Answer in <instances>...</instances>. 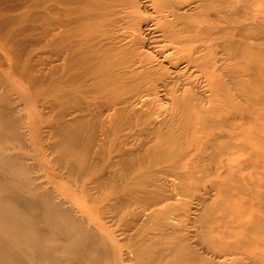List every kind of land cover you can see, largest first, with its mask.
<instances>
[{
	"label": "bare ground",
	"instance_id": "1",
	"mask_svg": "<svg viewBox=\"0 0 264 264\" xmlns=\"http://www.w3.org/2000/svg\"><path fill=\"white\" fill-rule=\"evenodd\" d=\"M222 1L40 0L44 9L39 32L29 23L9 28L18 22L19 14L0 18V30L6 32L0 40L9 41V51L19 57L18 63L27 50L21 76L32 85H43L44 97L39 100L43 99L44 113L50 116L43 128L49 139L57 137L48 143L53 150L60 148L61 155L55 159L58 168L97 199L101 219L95 226L103 230L109 218L121 222L130 239L143 231L127 255L149 239L144 238L145 230L156 229L157 224L171 228L172 235L153 241L159 250L156 264H264V182L234 197L219 192L215 198L198 197L195 210L186 200L183 182L205 168L198 160L213 148L205 142L191 143L192 139L182 147L189 137L210 142L230 137L222 158L238 153L237 109L232 107L219 119L201 113L196 116L189 111L191 103L180 99L175 93L179 87L174 86L183 71L201 72L219 60L207 56V51L212 40L222 37L224 27L216 22L218 12H211L210 21L206 10L210 5L219 8ZM149 3L157 13L153 17L145 14ZM4 12L2 17L9 16ZM151 20L150 32H159V41L169 51H164L168 54L162 60L146 50L156 43L144 36L143 28L148 25L144 22ZM228 41L235 44L232 38ZM228 50L233 58V49ZM6 73L0 70L2 88L7 86L4 76H16ZM163 94L174 101L169 112L151 106ZM9 97L0 92V118L9 117L0 123V137L10 129L13 139L20 142L27 134L21 126L30 134L35 132V114H29L27 125H20L16 114L21 113L20 101L11 107ZM208 101L211 105L206 110L211 112L215 105ZM156 130L160 138L153 137L154 143L145 146L140 131L154 136ZM130 135L140 140L130 142ZM20 161L16 157L9 162ZM220 163L211 170L222 168ZM34 168H26L14 184L0 175V264H43L46 260L51 264H103L112 255L116 259L109 264H116L112 245L96 227L64 206L65 201H58L48 185L38 181L40 175L33 173ZM130 259L140 260L133 264H144L142 256Z\"/></svg>",
	"mask_w": 264,
	"mask_h": 264
},
{
	"label": "rangeland",
	"instance_id": "2",
	"mask_svg": "<svg viewBox=\"0 0 264 264\" xmlns=\"http://www.w3.org/2000/svg\"><path fill=\"white\" fill-rule=\"evenodd\" d=\"M39 1L40 0H15L8 4L9 0H0L2 4H0V7H2L0 8V18H8L11 16V18H14L19 14L20 16H18L20 18L16 17L19 19L17 20L18 22L13 23L9 28H17V25L19 27L20 23H29L30 25L27 24L29 27L33 25L32 28L34 27L36 32H39L43 24V16L41 13H43L44 9L42 3ZM209 2L213 3L212 0H209ZM16 3L20 5V8H18L19 6L17 7ZM9 5L13 8L16 6L18 9L14 10L12 7H9V9L7 8V10H10L9 12L3 9ZM214 10L218 12L219 16L216 22L218 21V26L224 27V30L222 31L221 38L212 40L209 43L210 47L207 51V56L217 57L219 60L215 66L206 68L201 72L193 70L183 71V67L180 68V71H183V75L180 77L175 76L178 73L173 72L172 75L177 77L174 80V86L176 85L179 87L177 88L178 91L175 93L183 101H189V103H191V106L188 107L189 111H194L196 116L201 113L200 115L203 117L219 119V116L222 114L226 116L232 107L236 108L238 131L236 132L235 143L237 142L238 144L236 147L238 153L235 156L230 154L226 156L225 159L222 158L225 152L224 144H229V142H231V138L226 136L218 142H213L212 140L210 142L206 139H203V141L199 139L198 136H196V139H194V137H189L188 139L190 141L188 139L187 141H183V144H181L182 147L190 145L191 139V143L197 141L199 145H203L205 142L206 144H212L211 148L213 147L207 154L200 157L201 161L198 160L205 168H201V172L197 170L199 173L197 172L195 177L183 181L187 192L186 200L191 201V206H193L192 210L196 209L198 197L215 198L218 192L220 195L234 197L239 191L243 193L249 192L251 188L253 190L257 184L264 182V0H223L219 8H213L210 5L206 10V18H209L210 21H212L214 17V15L211 14ZM1 11L9 14V16L3 15L2 17L3 12ZM145 14L149 17L157 15L150 6V3ZM145 23H148V25H145V28H143L145 29L144 36L146 35V38L148 36L150 39L147 38L148 41L156 40V43H154V45H148L150 49L147 47L146 50L150 55H154L156 60L158 58V60H160L164 55L168 54L164 53L166 49L164 42L159 41V32H150L149 29L153 27L152 20L144 22V24ZM36 24L40 26H36ZM4 35L6 36V32L2 31L0 35L1 39L5 37ZM231 38L235 42L233 45L228 41V39ZM5 40H0V59H2L0 60V64L3 61V65H0V70H4L5 73L7 72L6 74H8V72H15L16 76H4L7 86H5V88L0 87V92L3 91L8 93L10 96L9 100L11 99L9 102L11 107L17 106V99L20 101L18 109L21 113H16L20 119L18 120L20 125H27L30 121L29 114H35V132L30 134L27 128L21 126V130L27 131V134H24L22 141L19 142V140L13 139V131L10 129L5 130L4 134L0 137V175L3 176L7 182L9 181L14 184L17 181L15 178L23 176L26 168L35 167L33 173H39L40 176L38 181L45 182L53 194H56L58 201H65L64 206L70 207L76 215L84 219L87 225L96 227L95 224L101 217L95 207V201H97V199L93 200L95 195L89 194L82 186L77 185L74 177L73 179L72 177L70 178L62 174V170L58 168V162L55 160L56 157L61 155L58 151L60 148L53 150L49 146L50 140L55 141L57 137L49 139L48 135L44 133V122H46L50 116L48 113L47 115L44 113L46 110L42 106L43 99L39 100V98L44 97L43 85L40 83L32 85L21 76L24 69V58L26 57V55L23 54L27 53V50H24L22 54L24 57L23 59L20 57L21 60L18 63L19 57L17 58V55L11 54V50L9 51V45L11 44H7L9 43L7 40V42L4 43ZM4 44L5 46L7 44V46L5 47ZM231 48L235 53L233 58L226 52V50L229 51L228 49ZM36 51L37 50H35V52ZM38 51H40V49H38ZM37 57H41V54L39 53ZM13 61L14 63L16 62V68L12 66L14 65ZM162 98L163 100H161ZM208 100L212 102V106L215 105L214 108L217 111L211 110L210 112L206 110L208 105H211ZM172 104H174V101L171 95L163 94L158 101L156 100L151 103V106H153L155 110L157 107V109L161 110L164 108L162 111L166 109L169 112ZM8 118L9 117H1L0 123L3 122L5 124ZM130 131L133 133L134 130L131 129ZM139 134L141 135L142 132L140 131ZM139 134H137V136ZM143 134L144 137L140 135L139 137H142L141 141L146 142L145 146L154 143L155 138L153 137H156V140L160 138V132L158 130H156V135L154 136L153 134H147V136L144 132ZM139 137L136 139L130 135L128 140H130V142H137L136 140H140ZM16 157L20 158L21 161L19 163L9 162L11 159L13 161ZM222 159L225 160L223 163ZM202 160H204L203 162L205 163L207 161L210 162L204 164ZM219 163L223 165L222 168L220 167L216 171L211 170L210 167L215 165L218 166ZM29 184H31V186L34 185L31 182H29ZM95 189L96 188L92 189V192H95ZM168 202H175V200L170 199ZM158 213L159 212L156 211V222L159 216ZM169 221L172 222L171 219ZM104 222L103 225L106 227L103 226V230L96 228L98 229V233L106 238L108 245H112L116 250L118 260L116 264H133L134 262L140 261L138 259H130L135 255L136 257H144V264H156V254H158L159 250L158 244L155 245L153 241L156 242L158 238H165V240H168L172 235L171 228L159 227L157 224L156 229L145 230V232L148 231V234L146 235L144 232V238L149 237V239L147 241L144 240L145 242H143V245L138 246L139 248L136 252L130 251V254H134L132 257L130 254L127 255L129 252L128 247L132 244L135 245L137 241L142 238L143 231L141 232L142 234H138L130 239L128 238V232L123 230L124 225L121 222L110 221L109 218L105 219ZM150 224L151 223L148 225ZM164 229L166 232H164ZM132 231L134 233V230ZM115 259V255H112L106 258L103 264L112 263ZM51 263L50 260L43 261V264Z\"/></svg>",
	"mask_w": 264,
	"mask_h": 264
}]
</instances>
